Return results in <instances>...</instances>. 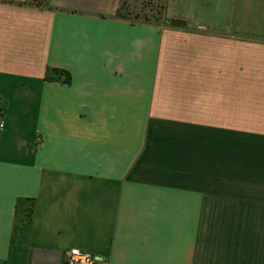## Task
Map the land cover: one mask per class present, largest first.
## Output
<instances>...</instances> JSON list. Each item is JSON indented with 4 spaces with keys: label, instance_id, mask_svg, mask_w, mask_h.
Instances as JSON below:
<instances>
[{
    "label": "crops",
    "instance_id": "obj_1",
    "mask_svg": "<svg viewBox=\"0 0 264 264\" xmlns=\"http://www.w3.org/2000/svg\"><path fill=\"white\" fill-rule=\"evenodd\" d=\"M0 0V264H264V0Z\"/></svg>",
    "mask_w": 264,
    "mask_h": 264
},
{
    "label": "rangeland",
    "instance_id": "obj_2",
    "mask_svg": "<svg viewBox=\"0 0 264 264\" xmlns=\"http://www.w3.org/2000/svg\"><path fill=\"white\" fill-rule=\"evenodd\" d=\"M45 0H32L33 3L42 5ZM145 9L142 12H136L129 8L123 7L119 11V15L128 17V18H141L151 19L156 22H163V8L162 5L153 2L152 0H146L144 2Z\"/></svg>",
    "mask_w": 264,
    "mask_h": 264
},
{
    "label": "built area",
    "instance_id": "obj_3",
    "mask_svg": "<svg viewBox=\"0 0 264 264\" xmlns=\"http://www.w3.org/2000/svg\"><path fill=\"white\" fill-rule=\"evenodd\" d=\"M99 259L92 255L79 251L70 252L66 259V264H98Z\"/></svg>",
    "mask_w": 264,
    "mask_h": 264
}]
</instances>
